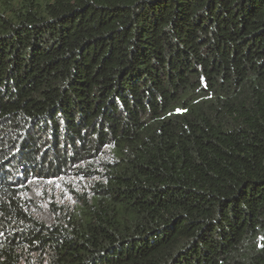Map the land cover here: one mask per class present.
<instances>
[{"label": "trees", "instance_id": "1", "mask_svg": "<svg viewBox=\"0 0 264 264\" xmlns=\"http://www.w3.org/2000/svg\"><path fill=\"white\" fill-rule=\"evenodd\" d=\"M0 264H264V0H0Z\"/></svg>", "mask_w": 264, "mask_h": 264}, {"label": "rangeland", "instance_id": "2", "mask_svg": "<svg viewBox=\"0 0 264 264\" xmlns=\"http://www.w3.org/2000/svg\"><path fill=\"white\" fill-rule=\"evenodd\" d=\"M76 182L67 178H57L48 181H40L33 187L40 197L39 216L42 218H52L54 212L64 210L74 203V192L79 190Z\"/></svg>", "mask_w": 264, "mask_h": 264}]
</instances>
